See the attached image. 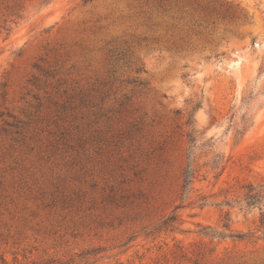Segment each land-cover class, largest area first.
<instances>
[{
  "label": "rangeland",
  "instance_id": "1",
  "mask_svg": "<svg viewBox=\"0 0 264 264\" xmlns=\"http://www.w3.org/2000/svg\"><path fill=\"white\" fill-rule=\"evenodd\" d=\"M249 182L264 0H0V264H264L259 210L215 204ZM228 212L245 239L204 234Z\"/></svg>",
  "mask_w": 264,
  "mask_h": 264
},
{
  "label": "trees",
  "instance_id": "2",
  "mask_svg": "<svg viewBox=\"0 0 264 264\" xmlns=\"http://www.w3.org/2000/svg\"><path fill=\"white\" fill-rule=\"evenodd\" d=\"M188 124H192V121H188ZM189 138V146L187 149V164L184 168L183 172V188L184 191L190 192L192 189V185L194 183V179L196 177V173L199 170L196 165L197 159V150L199 148H203V146L209 145L210 140L208 139L205 142L198 144V134L197 130L192 127L191 131L188 133ZM214 152L215 150H211ZM223 162V155L220 153H216L212 159V167L217 168ZM245 192L242 196H238L235 201L225 199L223 201L216 202L215 204L218 206H228L230 208L238 207L242 211H247L249 213L259 210V224L258 231H260V235L264 237V183L256 185L253 182H249L246 185H243ZM203 201L200 203L201 206L207 205L206 198L202 199ZM179 207V206H178ZM177 207V208H178ZM179 214L176 211H173L168 217L163 220V226H173L175 222L179 219ZM230 212L227 213L226 221L223 224V229L218 230L216 228L207 227L208 230L204 232L205 235L211 237L218 238H237V239H245L248 234L245 232H236L231 228L232 219L229 217ZM45 264H56L55 261L46 262Z\"/></svg>",
  "mask_w": 264,
  "mask_h": 264
}]
</instances>
